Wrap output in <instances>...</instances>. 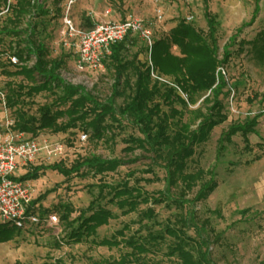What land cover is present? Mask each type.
Returning a JSON list of instances; mask_svg holds the SVG:
<instances>
[{
	"label": "rangeland",
	"instance_id": "obj_1",
	"mask_svg": "<svg viewBox=\"0 0 264 264\" xmlns=\"http://www.w3.org/2000/svg\"><path fill=\"white\" fill-rule=\"evenodd\" d=\"M50 14L37 20V32L40 39L48 48L51 59L62 58L64 66L62 77L70 75L74 82H83L81 86L100 101L109 97L114 83L113 70L108 61L97 73L87 71L78 73L76 70V55L63 49L60 43L59 31L62 17L67 3L63 0L57 6L54 0H41ZM258 14L251 22L254 9ZM59 10L57 13L56 10ZM207 10L217 21L218 58L221 59L223 47L230 44L232 37H236L233 46L229 47L231 57L223 68L227 81V88L221 97L223 113L226 120L215 127L210 139L200 147L195 148V155L188 161L187 173L202 170L206 175L196 180L194 187L184 192L183 198L192 201L199 187L207 182L214 173L216 189L204 200L195 202L188 209H193L195 223L204 226L202 236L208 242L209 257L213 264H264V60H260L251 48V43L264 32V0H194L188 4L185 0H74L71 6L70 18L81 28V16L84 14L105 13L107 16L124 20L130 15L136 16L150 28L153 42L164 38L169 31L177 26L179 21L189 16L193 17L191 25L203 34L207 33L204 13ZM160 11L161 19H157L156 12ZM239 32V33H238ZM128 44V58L137 53L140 62H148V54L144 52L146 45L133 36ZM9 40L0 46V91L6 95L7 85L17 87L19 84L30 86L31 83L23 76H6L4 71L14 72L16 68L7 66L6 57L10 53ZM243 52H239L240 49ZM177 54L175 49L172 50ZM6 53V54H5ZM31 64V63H29ZM81 79V80H80ZM73 81V80H72ZM128 92L123 97H117L116 107L126 102ZM53 97L48 92H42L24 105L28 115L35 116L39 107L51 103ZM200 100L190 111L204 108ZM181 110L180 106H175ZM166 108V107H165ZM11 117L14 113L10 110ZM185 120L191 119L186 113ZM257 117L254 134L247 136L248 145L241 134L232 137L231 143L224 153L217 157V141L221 134L234 124H243ZM113 138H105L107 142H92L88 136L85 142H80L81 129L70 130L65 134H51L41 132L35 139L60 143L64 146L61 161L69 167L76 159L89 155L100 156L103 159H118L124 163L116 172L104 176L84 179L72 177L66 180L53 171H44L40 177L26 184L30 189V198L36 201L40 196L50 191V194L35 205L38 211L55 215L58 228L24 230L13 240L0 243V264H117L131 249L125 241L146 236L147 232L163 233L165 227L180 228L178 219L185 214L170 202L153 204L151 201L141 203L135 212L122 214L113 204H109L110 197L98 204L114 215L108 223L97 230L96 236L80 243H68L64 225L60 215L55 211L57 205L69 204L75 211L72 219L78 216L99 196V183L121 184L128 182L129 187H136L148 195H157L164 189L165 172L163 162L156 160L149 153L135 150L124 152V140L128 137H140L136 128L121 123V127L113 126ZM30 137V134H26ZM217 157V158H216ZM54 162H47L48 166ZM147 171H150L147 173ZM19 177L23 172H18ZM140 179L150 180L151 183L139 182ZM153 179V180H151ZM183 189L178 182L172 190L179 197ZM151 210L154 213V224L148 220H141L142 213ZM243 211H248L243 215ZM1 222V220H0ZM149 223V224H148ZM189 240L184 250L189 252L193 261L199 258L200 251L198 237L191 230H184ZM164 240L152 247L150 252L141 255L145 264H183L177 254H169L174 247L175 239L164 235ZM109 241L111 244L98 245L96 243Z\"/></svg>",
	"mask_w": 264,
	"mask_h": 264
},
{
	"label": "trees",
	"instance_id": "obj_2",
	"mask_svg": "<svg viewBox=\"0 0 264 264\" xmlns=\"http://www.w3.org/2000/svg\"><path fill=\"white\" fill-rule=\"evenodd\" d=\"M62 1L54 0L56 6ZM56 11L59 12L58 9ZM49 14L50 11L41 0H15L9 15L0 26V46L9 40V52L14 53L22 64L34 59V65L30 68L24 65L16 68L14 72L4 71L6 76L20 75L31 83L30 86L7 85L5 102L14 113V130L35 138L41 132L65 134L70 130L81 129L82 134L97 143L107 142L105 138L108 137L113 138V126L121 127V123L125 121L136 128L140 137L131 136L125 139L124 152L140 150L149 153L164 163L162 168L165 172V187L156 196L148 195L136 187H129L127 181L116 185L99 183V196L86 209L80 210L76 218L71 217L75 212L71 205H57L54 209L67 229L65 236L68 243L76 244L96 236L97 230L114 218L110 210L98 204L99 201L106 200L107 196L110 197L108 203L125 215L135 212L141 203L151 201L153 204H162L168 201L177 209L185 211L184 216L176 220L180 228L168 226L163 233L147 232L144 237L126 240L125 244L131 249V253L124 255L117 264H145L141 255L149 253L152 247L162 242L164 235L176 240L169 254H177L183 264H213L209 257L208 242L202 236L205 227H199L195 223L194 211L187 207L204 201L216 189L214 173L199 187L192 201L184 199L183 193L190 191L196 180H201L207 174L202 170L186 172L188 161L196 153L195 148L205 144L213 129L226 120L221 102V97H224L223 90L227 88L223 68L230 60L229 47L233 46L236 37H232L230 44L223 47V54L219 59L217 21L214 15L207 10L204 13L206 34L197 31L185 19L179 21L167 36L153 42L150 54L147 48L144 50L149 54L154 71L168 81L165 84L151 79L149 62H140L138 53L128 58V44L133 37L128 35L111 47V55L104 61V64L108 61L113 70L114 83L109 97L100 101L83 86L66 82L61 77L63 59L50 58L48 48L37 32V20ZM257 14L258 8H255L251 22ZM81 21L87 28L93 26L91 19L84 14ZM251 48L260 60H264V32L253 40ZM173 49L177 54L173 53ZM239 52H243V49ZM2 54L0 53V57ZM4 66L0 63V67ZM42 92H48L53 97L52 102L39 107L35 116L28 115L24 110L25 102L28 103ZM127 92L129 95L124 105L116 107V98L125 96ZM200 100L204 112L202 108L190 111L189 107L195 106ZM177 105L181 110L176 109ZM186 113L191 115V119L185 120ZM256 125L257 117L243 124L231 125L217 141V157L224 153L236 134H241L247 146V136L254 134ZM122 165L124 163L116 158L103 159L89 155L76 159L69 167L63 162L33 167L17 180L22 183L34 181L47 170L56 172L66 180L72 177H99L101 180L116 172ZM139 182L151 183L145 179H140ZM178 182L183 186L179 197L172 192ZM49 194L50 191L31 202V207L40 215H44V212L38 211L35 205ZM247 213L248 211L242 212L243 215ZM141 220L153 222V211L143 212ZM191 229L199 239V247H204L195 261L183 248L189 240L184 230ZM21 231L8 223L0 222V243L13 240ZM96 244L111 243L102 241Z\"/></svg>",
	"mask_w": 264,
	"mask_h": 264
},
{
	"label": "built area",
	"instance_id": "obj_3",
	"mask_svg": "<svg viewBox=\"0 0 264 264\" xmlns=\"http://www.w3.org/2000/svg\"><path fill=\"white\" fill-rule=\"evenodd\" d=\"M194 0H185L190 4ZM15 0L0 1V26L6 16L9 15ZM74 0L67 3L65 13L61 21L59 31L60 43L63 49L72 51L76 55V70L78 73L85 71L89 73L99 72L104 65V61L111 55V47L123 41L128 35L140 39L146 45L150 54L153 45V34L150 28L142 19L130 15L124 20L94 21L95 14H89L93 22L91 28L78 27L70 18L71 6ZM109 11L104 13L105 16ZM157 19H161L160 11L156 12ZM187 23L193 22V17L186 19ZM6 63L11 68L22 66L32 67L34 59L22 64L14 53H8ZM151 67L150 77L152 80L167 84L168 81L154 71ZM31 63V64H29ZM62 71V70H61ZM60 71L61 77L62 72ZM63 78L66 82L74 85H82L83 82L76 83L70 75ZM73 80V81H72ZM81 80V79H80ZM5 96L0 91V220L8 223L17 229L33 230L35 228H46L57 230L59 220L55 215H40L31 207L30 189L26 183L19 182L18 172L23 175L47 162L59 163L63 156L64 146L60 143H49L44 139L28 137L25 133L14 130L15 121L11 117ZM87 136L81 134L79 141L85 142Z\"/></svg>",
	"mask_w": 264,
	"mask_h": 264
},
{
	"label": "crops",
	"instance_id": "obj_4",
	"mask_svg": "<svg viewBox=\"0 0 264 264\" xmlns=\"http://www.w3.org/2000/svg\"><path fill=\"white\" fill-rule=\"evenodd\" d=\"M93 14H95V18H93L94 19V21H108V20H113V21H116L112 16L111 17H109V16H105L103 13H100V14H98V13H94L93 12Z\"/></svg>",
	"mask_w": 264,
	"mask_h": 264
}]
</instances>
